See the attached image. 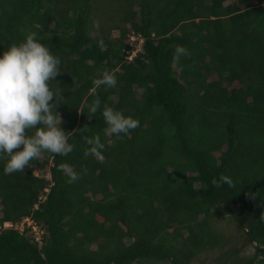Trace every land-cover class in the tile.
Wrapping results in <instances>:
<instances>
[{
	"label": "trees",
	"instance_id": "16d2710c",
	"mask_svg": "<svg viewBox=\"0 0 264 264\" xmlns=\"http://www.w3.org/2000/svg\"><path fill=\"white\" fill-rule=\"evenodd\" d=\"M31 32L62 60L74 149L0 158V264H264V0H0V54ZM105 106L139 127L106 134Z\"/></svg>",
	"mask_w": 264,
	"mask_h": 264
},
{
	"label": "clouds",
	"instance_id": "9594fccd",
	"mask_svg": "<svg viewBox=\"0 0 264 264\" xmlns=\"http://www.w3.org/2000/svg\"><path fill=\"white\" fill-rule=\"evenodd\" d=\"M176 53L188 54L182 46L177 47ZM62 68L61 58L35 32L0 54V158H8L5 173L24 172L42 152L67 156L73 151L74 145L69 142L57 112L58 105L64 102L63 93L55 92L51 83L61 74ZM93 84L95 88H114L117 77L105 71ZM87 108L89 117L95 116L101 109L100 99H94ZM102 116L107 125L106 134L117 138L139 127L138 119L109 106L103 108ZM33 129L34 133L29 135V130ZM87 144L85 156L103 161L101 153L105 145L100 136L88 139ZM68 175L70 183L79 179L74 171H69ZM212 183L220 187L231 185L233 181L221 175Z\"/></svg>",
	"mask_w": 264,
	"mask_h": 264
},
{
	"label": "built area",
	"instance_id": "2783aa9c",
	"mask_svg": "<svg viewBox=\"0 0 264 264\" xmlns=\"http://www.w3.org/2000/svg\"><path fill=\"white\" fill-rule=\"evenodd\" d=\"M133 40H137V44L132 43V47L133 50L131 51V54L127 57L128 59H131L134 55H136L140 50H141V45L143 43V39L142 38H137V37H132ZM48 191V190H47ZM41 200L45 199V196H41L40 198ZM25 224L32 226V228L36 231L37 230V226L35 224H33V222L29 219V218H25L22 223L20 224V230H24ZM5 227H11L12 224L11 223H5L4 224Z\"/></svg>",
	"mask_w": 264,
	"mask_h": 264
},
{
	"label": "rangeland",
	"instance_id": "374dc122",
	"mask_svg": "<svg viewBox=\"0 0 264 264\" xmlns=\"http://www.w3.org/2000/svg\"><path fill=\"white\" fill-rule=\"evenodd\" d=\"M114 37H117L119 36V32L118 31H114L113 33ZM47 171V170H46ZM46 171H35L34 174L35 175H40V176H46L48 179L50 178V175H49V172H46ZM250 251H253V248L250 249Z\"/></svg>",
	"mask_w": 264,
	"mask_h": 264
}]
</instances>
